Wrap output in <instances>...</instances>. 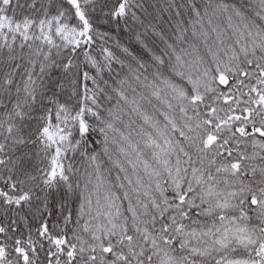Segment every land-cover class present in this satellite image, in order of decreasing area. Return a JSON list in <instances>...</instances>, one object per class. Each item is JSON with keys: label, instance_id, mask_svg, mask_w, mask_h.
Returning <instances> with one entry per match:
<instances>
[{"label": "snow or ice", "instance_id": "snow-or-ice-1", "mask_svg": "<svg viewBox=\"0 0 264 264\" xmlns=\"http://www.w3.org/2000/svg\"><path fill=\"white\" fill-rule=\"evenodd\" d=\"M0 215V264H264V0H0Z\"/></svg>", "mask_w": 264, "mask_h": 264}, {"label": "trees", "instance_id": "trees-1", "mask_svg": "<svg viewBox=\"0 0 264 264\" xmlns=\"http://www.w3.org/2000/svg\"><path fill=\"white\" fill-rule=\"evenodd\" d=\"M150 11H152V9H149ZM133 135H135L134 133H133ZM105 160H106V158H105ZM108 165H107V161H106V163H105V167H107ZM113 175H115V173H113ZM2 219H4V217L2 216V215H0V220H2Z\"/></svg>", "mask_w": 264, "mask_h": 264}]
</instances>
